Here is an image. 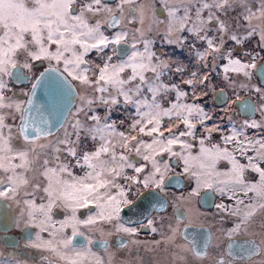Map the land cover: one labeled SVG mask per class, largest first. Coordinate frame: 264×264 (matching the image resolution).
Masks as SVG:
<instances>
[{"label":"snow or ice","instance_id":"1","mask_svg":"<svg viewBox=\"0 0 264 264\" xmlns=\"http://www.w3.org/2000/svg\"><path fill=\"white\" fill-rule=\"evenodd\" d=\"M10 229L0 264H264V0H0Z\"/></svg>","mask_w":264,"mask_h":264},{"label":"flooded vegetation","instance_id":"2","mask_svg":"<svg viewBox=\"0 0 264 264\" xmlns=\"http://www.w3.org/2000/svg\"><path fill=\"white\" fill-rule=\"evenodd\" d=\"M220 107H221V105H215V108H218L217 109V111H219V109H220ZM237 112H240V109L239 108H237ZM244 113H242V112H240V115L237 117L238 119H243L244 118ZM170 190H175L174 188H172V189H170ZM208 210V211H212V209L211 208H208L207 206H204L203 208H202V210ZM170 209H165V212H167V213H170ZM151 213L153 214V215H157L158 213L157 212H153L152 211V209H151ZM134 218H136V217H133V219ZM197 231V230H196ZM187 232H188V236H190V237H192V235H193V233L195 232V231H190L189 229L187 230ZM9 234H14V235H16V236H19L20 235V233L18 232V230H15V229H11V230H9ZM94 236H92L91 238H92V240L94 241V243H93V245H92V247H93V250L94 251H96L97 253H103V251H104V249H103V246H102V242H101V236H100V234H93ZM82 238V243L81 244H78V245H75V246H80V247H83L85 244H86V241L84 240V238L83 237H81ZM147 238H150L149 236H147V234H142L141 235V239H147ZM108 239V242H109V246L111 247L114 243H116V240H117V238L116 237H109V238H107ZM20 241H22L23 242V240L22 239H18V243H20ZM0 242L2 243V244H4L8 249H10V248H13V246H8V245H6L5 243H4V240L3 239H0Z\"/></svg>","mask_w":264,"mask_h":264},{"label":"rangeland","instance_id":"3","mask_svg":"<svg viewBox=\"0 0 264 264\" xmlns=\"http://www.w3.org/2000/svg\"><path fill=\"white\" fill-rule=\"evenodd\" d=\"M216 109H218V108H216ZM93 211H95V209H93ZM87 214H88V211L87 210H83V216H81L80 213H78L77 215L80 216V218H84V217L87 216ZM58 218H62V216L61 217H58ZM66 232L68 234H71V229H66ZM95 234H99V233H95ZM92 236H94V235L92 234L91 237ZM20 239H22V238H20ZM22 240H23V242L25 241L24 239H22ZM23 242L20 241L21 244ZM75 247H78V246H75ZM27 251L28 250H24L25 253H27ZM0 252H3L5 255H9V254H13V253L14 254H17V255H20L21 254V249H14V248L8 249L4 244H2L0 242ZM32 252H33V256L30 257V259H32L33 264H40V257H39V255L35 253V250H32Z\"/></svg>","mask_w":264,"mask_h":264},{"label":"water","instance_id":"4","mask_svg":"<svg viewBox=\"0 0 264 264\" xmlns=\"http://www.w3.org/2000/svg\"><path fill=\"white\" fill-rule=\"evenodd\" d=\"M38 96H40V95H42L43 93H42V91L41 90H38ZM148 211L149 212H151V209L149 208L148 209ZM121 215L125 218V219H127V217L130 215V213H128L127 212V210L125 209L122 213H121ZM136 218H134V220H135ZM11 230V229H10ZM190 231H196V230H194V229H189ZM31 232V230H26L24 233H20V235L19 236H16V235H14V234H9L8 233V240H7V242H5L4 241V243L6 244V245H8V246H13V241H15V242H18V239L19 238H22V239H24V240H26V239H28V237H29V233ZM189 238L191 239V237L189 236ZM73 241H74V244L75 245H78V244H81L82 243V238L80 237V236H77V237H74L73 238Z\"/></svg>","mask_w":264,"mask_h":264}]
</instances>
